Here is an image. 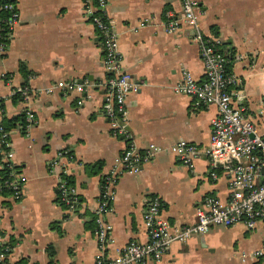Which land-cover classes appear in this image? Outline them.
<instances>
[{
	"label": "crops",
	"instance_id": "obj_1",
	"mask_svg": "<svg viewBox=\"0 0 264 264\" xmlns=\"http://www.w3.org/2000/svg\"><path fill=\"white\" fill-rule=\"evenodd\" d=\"M198 1L203 32L221 39L227 68L236 74L244 93L245 115L256 123L258 132H264V0ZM15 2L19 21L6 53L0 54L3 116L23 111L25 102L11 95L16 85L39 88L73 78L88 79L91 85L82 93L56 90L32 95L29 105L35 119L29 133H22L18 125L9 130L14 162L27 180L19 198L0 189V231L11 246L7 261L92 264L97 251L93 209L99 184L125 147L123 138L111 134L102 111L104 90L96 84L107 75L101 40L82 0ZM179 6V0L107 1L106 14L117 32L122 64L139 81L126 103L129 131L141 147L149 142L167 146L180 138L201 147L209 142L215 105L198 104L173 88L183 67L199 80L204 77L190 29H164L165 10ZM62 148L76 157L66 165L67 177L79 195L74 208L57 201L56 176L48 170ZM211 170L204 154L191 170L164 149L138 172L121 171L106 216L112 227L106 253L114 255L131 239L147 240L143 214L151 194L161 196L164 218L182 224L195 221V207L206 196L226 199L228 173L218 166L213 168L214 178ZM263 238L264 220L253 228L241 221L212 225L185 241H173L161 258L144 264H264V254H252Z\"/></svg>",
	"mask_w": 264,
	"mask_h": 264
},
{
	"label": "built area",
	"instance_id": "obj_2",
	"mask_svg": "<svg viewBox=\"0 0 264 264\" xmlns=\"http://www.w3.org/2000/svg\"><path fill=\"white\" fill-rule=\"evenodd\" d=\"M108 0H82L83 10L88 15L100 37L103 57L102 65L107 75L97 82L103 87L102 111L106 116L111 134L124 139L125 147L118 154L108 171L102 174L101 183L94 206V235L97 251L92 264H144L149 259H159L173 241H185L190 236L208 231L212 225L229 226L243 222L247 228L264 220V132L257 131L254 121L245 115L243 90L238 77L227 68V53L221 46L218 36L207 35L200 24L198 0H179L178 9L165 10L164 29L166 32L190 29L191 39L198 45L204 66V77L195 78L191 70L181 69L180 79L173 85L177 92L192 96L196 103L214 104L216 112L210 122L209 142L201 147L194 141L180 138L167 146L149 142L141 147L129 131V110L127 95L139 87L131 72L121 61L118 49V36L112 20L106 14ZM5 13H8L7 15ZM19 21V10L15 0H0V54L7 51L13 30ZM145 23V19L141 24ZM91 85L88 79H57L45 87H31L28 84L16 85L11 95L25 102L24 125L21 132L28 134L34 122V113L29 105L32 95L50 93L56 90H77L86 92ZM84 96V95H83ZM82 96V98H83ZM89 96V94H88ZM81 104L82 99H78ZM0 101V121L3 114ZM23 128V129H22ZM167 149L191 170L195 160L204 154L216 177L213 168L222 167L229 176V194L226 199L216 195L206 196L195 207L196 219L192 223L170 222L161 214L162 198L151 194L146 201L143 221L147 240H129L114 255L106 253L111 241V223L107 213L112 209L115 183L121 171L138 172L141 165L148 162L161 150ZM0 163L8 168L7 177L0 181V188H7L15 198L22 194L27 180L14 162L10 132L0 124ZM76 157L69 148L57 151L56 158L48 164L49 172L56 176L57 201L74 208L79 202L76 186L67 178L66 165ZM79 164L81 161L77 160ZM11 249L0 231V264H9L7 257ZM252 254H264V238Z\"/></svg>",
	"mask_w": 264,
	"mask_h": 264
},
{
	"label": "trees",
	"instance_id": "obj_3",
	"mask_svg": "<svg viewBox=\"0 0 264 264\" xmlns=\"http://www.w3.org/2000/svg\"><path fill=\"white\" fill-rule=\"evenodd\" d=\"M5 14L7 15L8 13H5ZM0 101L2 103V98H0ZM24 122H25L24 112L22 111L16 115H13L10 117L3 116L1 121H0V124H2L5 129L10 130V129H12V127H15L16 125L20 126V129H21V127L24 125ZM96 171H97V169H96ZM7 173H8V168L6 166H1V168H0V181H2L5 177H7ZM67 178H68L69 182L72 183L70 177H67ZM0 189L10 192V190H8L7 188H0Z\"/></svg>",
	"mask_w": 264,
	"mask_h": 264
},
{
	"label": "water",
	"instance_id": "obj_4",
	"mask_svg": "<svg viewBox=\"0 0 264 264\" xmlns=\"http://www.w3.org/2000/svg\"><path fill=\"white\" fill-rule=\"evenodd\" d=\"M79 81H81V79H79Z\"/></svg>",
	"mask_w": 264,
	"mask_h": 264
}]
</instances>
